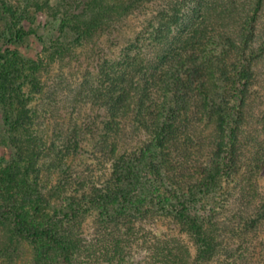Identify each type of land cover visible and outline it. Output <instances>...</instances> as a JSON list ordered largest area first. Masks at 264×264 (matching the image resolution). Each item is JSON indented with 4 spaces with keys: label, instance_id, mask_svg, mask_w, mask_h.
<instances>
[{
    "label": "trees",
    "instance_id": "trees-1",
    "mask_svg": "<svg viewBox=\"0 0 264 264\" xmlns=\"http://www.w3.org/2000/svg\"><path fill=\"white\" fill-rule=\"evenodd\" d=\"M152 1L0 0V117L9 149L0 155V248L25 241L37 262L81 264L90 246L80 230L92 211L107 238L150 217L174 222L192 249L178 237L157 238L150 264H216L229 235L264 231V187L255 182L264 168V108L255 111L264 103V0L243 1L247 9L236 17L228 6L235 0H197L191 15L174 0L158 12L156 36L129 41L118 62L99 65L89 95L106 116L95 142L106 172L79 176L81 189L38 122L36 97L50 63ZM40 13L59 32L47 61L17 47ZM82 142L68 140L62 150L78 152ZM235 192L237 207L230 205ZM121 238L112 249L98 247L106 264H124ZM256 253L251 264H264V242Z\"/></svg>",
    "mask_w": 264,
    "mask_h": 264
},
{
    "label": "rangeland",
    "instance_id": "rangeland-1",
    "mask_svg": "<svg viewBox=\"0 0 264 264\" xmlns=\"http://www.w3.org/2000/svg\"><path fill=\"white\" fill-rule=\"evenodd\" d=\"M172 1L174 0H153L138 13L124 20L118 29L113 30L111 33L97 36L94 40L81 47H74L73 51L50 63L47 71L43 72V90L36 97L39 113L38 122L41 124L45 135H47V140L54 143L55 148L61 152L59 155H63V160L68 166L69 173L72 175L71 182L73 187L81 189L79 188V176L89 178L98 175L100 172L102 174L106 167L103 153L96 151L95 148L96 138L99 131L103 130V122L106 116L104 117V110L100 109L89 95V90L99 85L101 79L98 71L99 65L118 62L122 56L123 49L128 45L129 41L131 42L137 37L151 39L154 35L156 36L158 32L155 31V27L159 25L156 18L158 17V12L163 9L165 4ZM178 1L182 3L181 12L183 14L192 13L191 9L197 2V0ZM209 1L212 2V0ZM243 1L245 0H235L234 4L228 5L233 10L232 13H234L235 17L237 14L240 15L246 11L247 6ZM216 2L219 3V1ZM229 21H231L229 18L224 19L223 23L230 30L232 27L227 26L230 23ZM26 25L29 24L26 22ZM29 26L34 29V33L18 44V49L27 57H40L44 61H47V48L51 44L50 41L56 39L59 33L56 22L51 21L45 14L40 13L37 15L34 23ZM171 28L175 29V25H171ZM215 44L216 41L213 45L216 46ZM219 45L221 46L222 44L219 43ZM220 46L218 47L221 48ZM259 72V92L263 96L264 58L259 67ZM261 101L264 102V98H261ZM263 108L264 103H261L256 106L255 111L260 115L262 113L260 110ZM255 122L251 124L252 132L254 124H256ZM2 131L0 117V155L8 156L9 149L2 140ZM76 138H82L83 149L78 152L62 150V147L67 144L68 140ZM260 138L264 140V132ZM261 172L262 174L255 181L258 183L260 189L264 187V168ZM55 173L51 172V175L50 173L48 175L46 173L45 177L49 185L55 183ZM254 179L253 177L251 185ZM237 196L238 194L235 192L234 196L230 199V205L233 207H237L238 203L234 202ZM195 209L197 210V208ZM198 212L203 215L206 213L200 210ZM132 230L128 233L120 232L112 238L111 236L108 238L107 236L101 237L100 230L97 228L94 211L86 213L80 231L84 238V243L90 246V251L82 253L80 258L81 264H106V257L98 254L101 250L98 247L105 243L112 249L114 239L119 238V235L123 239L121 245L123 248L125 247L124 264H150L152 260L150 248L152 249L151 245L157 238L178 237L192 249L189 240L184 234L180 233L178 226L168 218L150 217L136 223L135 228ZM99 238L101 241L98 242ZM226 242L228 248L226 252L218 255L215 260L216 264H223L227 261L233 262L236 259L238 264H251V260H255L258 257L256 252L262 248L264 231L262 230V232H258L257 234L249 231L244 236L229 235ZM229 249H234L236 259L225 256V253H230ZM0 264L58 263L50 258L49 260L37 262L31 246L25 241H18L6 247L1 246Z\"/></svg>",
    "mask_w": 264,
    "mask_h": 264
}]
</instances>
